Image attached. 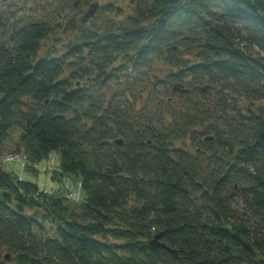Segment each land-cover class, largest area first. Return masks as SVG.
<instances>
[{"label": "trees", "instance_id": "obj_1", "mask_svg": "<svg viewBox=\"0 0 264 264\" xmlns=\"http://www.w3.org/2000/svg\"><path fill=\"white\" fill-rule=\"evenodd\" d=\"M151 1L134 23L83 34L61 57L43 47L53 32L44 21L0 38V247L14 264H264V0ZM119 56L132 68L163 57L183 92L187 75L232 91L230 131L206 138L217 165L202 172L174 145L180 136L85 91L94 71L82 63L90 57L107 77ZM16 125L29 166L60 151L78 199L3 168ZM235 195L252 223L236 214ZM41 219L57 223L54 236ZM159 233L168 248L151 244Z\"/></svg>", "mask_w": 264, "mask_h": 264}, {"label": "rangeland", "instance_id": "obj_2", "mask_svg": "<svg viewBox=\"0 0 264 264\" xmlns=\"http://www.w3.org/2000/svg\"><path fill=\"white\" fill-rule=\"evenodd\" d=\"M151 4V0H0V17L4 23L0 28V38H7L15 27L29 21H44L50 23L53 32L43 42V47L46 52L61 57L73 45L82 42L83 34L91 36L93 33L116 32L134 23L140 17V11ZM92 5L96 7L91 11ZM180 57L195 59L192 52H183ZM90 60L89 57L82 63L94 71L85 74L81 80L85 91L101 94L114 104L130 109L134 117H142L146 124L168 130L173 136H180L174 145L194 154L201 161L202 172H208L212 165H217L213 160V153L206 149L209 142L206 138H214L219 131H230L229 124L234 115L231 106H228L234 96L230 89L221 91V86L213 87L208 81H198L192 75H187L183 86L189 91H174L175 83L168 76L171 72L178 71V68L163 57H156L150 66L132 68L126 64L123 56H119L107 68L106 71L110 74L101 78L96 74L97 64ZM160 80H165L166 83L159 82ZM207 85L209 88L202 90ZM221 103L227 111L219 106ZM22 131L19 125L14 126L4 141L3 168L23 180L38 184L47 193L71 192L72 198L76 193L78 197L75 177L60 174V151L53 150L35 166H29L30 163L22 154L25 151L21 140ZM13 155L15 158H12ZM233 206L241 218L248 219L251 223L255 220L237 195L233 199ZM28 213L34 215L36 212L29 210ZM38 217L42 218L43 214L40 212ZM41 221L45 225V233L54 236L57 223L50 219ZM7 254L11 256L8 249L0 247V264H14L11 257L6 259Z\"/></svg>", "mask_w": 264, "mask_h": 264}, {"label": "water", "instance_id": "obj_3", "mask_svg": "<svg viewBox=\"0 0 264 264\" xmlns=\"http://www.w3.org/2000/svg\"><path fill=\"white\" fill-rule=\"evenodd\" d=\"M95 7H96V5H93V6L91 7V11L94 10ZM85 18H86V15H85V17L83 18V20H85ZM180 87H181V85H180V84H177V85L174 86L173 89H174L175 91H178V90L180 89ZM183 91H184V89H183ZM211 139H212V137H208V138H207V140H211ZM117 143H118V144H122V143H123V140H122V139H119V140H117ZM161 236H162L161 233L156 234L155 237L153 238V240L151 241V244L154 245V246H159V247H165V248H168L167 244L161 241ZM6 259H10V255H9V254L6 255Z\"/></svg>", "mask_w": 264, "mask_h": 264}, {"label": "built area", "instance_id": "obj_4", "mask_svg": "<svg viewBox=\"0 0 264 264\" xmlns=\"http://www.w3.org/2000/svg\"><path fill=\"white\" fill-rule=\"evenodd\" d=\"M12 158H15V155H13ZM74 198L78 199V197H77V193H76V195L74 196Z\"/></svg>", "mask_w": 264, "mask_h": 264}]
</instances>
